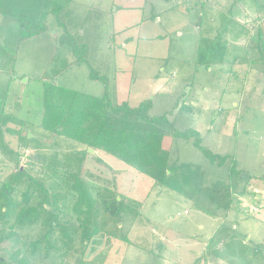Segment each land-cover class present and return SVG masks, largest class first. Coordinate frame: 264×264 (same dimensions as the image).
<instances>
[{
  "label": "rangeland",
  "instance_id": "1",
  "mask_svg": "<svg viewBox=\"0 0 264 264\" xmlns=\"http://www.w3.org/2000/svg\"><path fill=\"white\" fill-rule=\"evenodd\" d=\"M47 25L46 33L21 42L18 22L0 13V98L7 113L25 121L9 127L28 132L29 140L4 128L15 156L0 150V190L13 180L21 199L29 187L22 170L44 182L50 207L69 218L77 198L72 176L86 167L84 182L104 183L102 172L110 187L119 184L133 225L127 239L126 230L118 237L100 232L85 245L76 239L61 256L34 258L28 248L45 233L41 221L16 228V239L0 240V258L21 252L30 264H264V185L248 184L249 176L264 177V72L250 64L260 60L264 0H75ZM214 35L232 43L229 55L241 53L246 64L197 66L201 37ZM92 72L108 83L93 80ZM46 83L94 97L107 91L133 106L152 100L151 116L169 115L178 130H197L213 153L235 156L241 176L222 173L236 209L208 216L104 153L90 150L96 160L87 159L85 146L41 129ZM3 228L0 239L9 232Z\"/></svg>",
  "mask_w": 264,
  "mask_h": 264
},
{
  "label": "trees",
  "instance_id": "2",
  "mask_svg": "<svg viewBox=\"0 0 264 264\" xmlns=\"http://www.w3.org/2000/svg\"><path fill=\"white\" fill-rule=\"evenodd\" d=\"M73 2L75 0H0V13L18 22L22 42L46 33L48 17L54 15L59 19V14ZM59 24L63 25L60 21ZM256 39L260 60L250 64L253 69L264 72V31L260 30ZM232 46L221 35L201 37L195 63L207 69L246 64V58H229ZM77 47L72 44L74 52ZM83 62V59L76 61L77 64ZM91 78L108 83L107 78L93 72ZM5 96L6 100L8 93ZM0 101V150L14 157L15 152L5 143L4 128L9 134H19L26 142L28 132L9 127L13 122L23 126L25 121L12 112L7 113L6 104L1 98ZM152 106L150 99L133 106L129 101L115 102L107 91L101 97H94L46 83L40 128L85 146L87 159L96 160L90 150L104 153L152 182V188L187 197L196 209L208 216L219 217L236 209L229 177L222 173L228 169L230 176H241L244 171L238 169L235 156L213 153L203 146L197 130H178L169 115L151 116ZM83 165L85 167V162ZM86 171L85 167L77 177L72 176L71 190L77 198L69 218L56 206L50 207L53 196L44 182L26 172L19 171L21 177L29 180L21 199L17 198L16 182L4 183L0 190V225L5 227L2 232H9L1 242L16 239L19 235L16 228L31 227L41 221L45 233L31 241L28 248L34 258L41 252H45V258L61 256L63 250L73 247L76 239L85 245L100 232L118 237L126 230L123 238L127 239L133 220L125 215L128 208L119 184L110 187L102 172L99 177L104 183L96 186L84 182ZM249 177L248 184L254 181L264 185V177ZM253 195L257 198L260 194ZM0 264H30V260L16 252L9 260L0 258Z\"/></svg>",
  "mask_w": 264,
  "mask_h": 264
},
{
  "label": "crops",
  "instance_id": "3",
  "mask_svg": "<svg viewBox=\"0 0 264 264\" xmlns=\"http://www.w3.org/2000/svg\"><path fill=\"white\" fill-rule=\"evenodd\" d=\"M183 2V1H182ZM193 9H195V8H193ZM203 9V8H202ZM195 10H197V8L195 9ZM201 19L203 18V16L202 15H200L199 16ZM251 36V35H250ZM249 40H250V38H249ZM244 49V52H245V56L246 55H250L251 54V52L249 51V48H248V46H247V49H245V48H243ZM231 50V49H230ZM242 58L243 59V57L244 56H242V54L241 53H236V52H233L231 55H229V58ZM249 58V57H248ZM238 64H241V63H238ZM239 106V104H237V103H235V106L234 107H238ZM186 211H188V210H186ZM185 212V211H184ZM189 213V212H188Z\"/></svg>",
  "mask_w": 264,
  "mask_h": 264
},
{
  "label": "built area",
  "instance_id": "4",
  "mask_svg": "<svg viewBox=\"0 0 264 264\" xmlns=\"http://www.w3.org/2000/svg\"><path fill=\"white\" fill-rule=\"evenodd\" d=\"M187 214H188V211H185V212H184V215H187ZM179 215H181V213H179Z\"/></svg>",
  "mask_w": 264,
  "mask_h": 264
},
{
  "label": "water",
  "instance_id": "5",
  "mask_svg": "<svg viewBox=\"0 0 264 264\" xmlns=\"http://www.w3.org/2000/svg\"><path fill=\"white\" fill-rule=\"evenodd\" d=\"M261 197V196H260Z\"/></svg>",
  "mask_w": 264,
  "mask_h": 264
}]
</instances>
